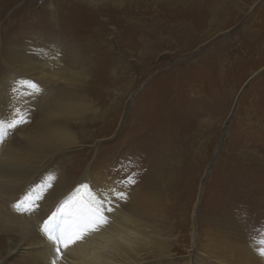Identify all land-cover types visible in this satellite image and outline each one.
<instances>
[{
  "label": "rangeland",
  "instance_id": "1",
  "mask_svg": "<svg viewBox=\"0 0 264 264\" xmlns=\"http://www.w3.org/2000/svg\"><path fill=\"white\" fill-rule=\"evenodd\" d=\"M224 1L219 18L202 17L193 1L135 0L136 32L124 27L118 40L122 64L108 66L100 54L87 75L54 82L83 94L94 119L87 140L63 153L48 193L58 190L61 169L102 175L105 168L125 201L157 167L163 175L161 245L140 264H227L242 245L246 261L263 262L264 0ZM86 13L93 17L75 0H0V49L53 38L61 15L75 30ZM180 23L193 37H177ZM36 109L32 102L29 124Z\"/></svg>",
  "mask_w": 264,
  "mask_h": 264
},
{
  "label": "bare ground",
  "instance_id": "2",
  "mask_svg": "<svg viewBox=\"0 0 264 264\" xmlns=\"http://www.w3.org/2000/svg\"><path fill=\"white\" fill-rule=\"evenodd\" d=\"M182 1H193L202 17L219 18L226 3L224 0ZM134 2L75 0L78 7L93 15L89 17L86 13L80 22L77 20L74 23V26H80L77 29H73L72 23L67 25L69 20L67 23L59 21L61 15L56 22L52 21L56 26L53 38L44 40L37 36L40 47L33 45L38 43L37 39L23 45L11 40L1 45V65L8 71L0 72V122H3L0 134L5 136L0 143V264H9L11 260L15 264H49L50 242L41 228L60 205H64L70 215L58 221L57 231L65 227L74 230L81 221L91 217L101 203L113 211L104 212L108 225L71 245L57 264H140L149 249L161 245L158 237H162V233L157 227L156 216L161 209L159 195L164 179L158 167L137 183L138 191L128 192L127 201L118 198L122 193L120 183L105 174V168L102 175L88 168L77 175L61 169L63 175L58 181V190L47 192V181L52 180L55 168H64L63 153L87 140L84 130L87 121L94 119V110L83 94H78L75 89H56L54 82L68 83L75 74L87 75L91 61L100 54L108 66L121 65L123 54L119 53L118 40L122 29L126 27L132 32L137 29L135 13L138 8ZM108 14L112 16H105ZM188 24L180 23L177 37L184 39L192 35ZM110 34L112 43L108 41ZM41 47L50 48V51ZM63 51L68 53L65 55L68 64L63 62ZM79 67L82 70H78ZM59 68L65 70L61 77L57 73ZM33 85L40 91L35 92ZM32 102L37 106L32 124L26 123L15 129L3 126L17 111L30 120ZM82 183L88 188H82ZM21 201L24 202L22 208L29 207L32 201L39 207L32 212L17 211L13 205ZM244 255L243 245L234 247L227 264H264V258L261 263H251ZM255 258L258 261L257 256Z\"/></svg>",
  "mask_w": 264,
  "mask_h": 264
},
{
  "label": "snow or ice",
  "instance_id": "3",
  "mask_svg": "<svg viewBox=\"0 0 264 264\" xmlns=\"http://www.w3.org/2000/svg\"><path fill=\"white\" fill-rule=\"evenodd\" d=\"M35 92H39L40 89L36 85H33ZM3 122H0L2 124ZM29 123V120L25 117L20 116L19 112H16V115L9 121L6 122L5 126L7 129H15L20 125ZM5 136L0 134V143L3 142ZM82 188H88L87 184L82 183ZM79 192V189H77ZM118 198H126L124 193H120ZM37 199H42V197H37ZM24 202H18L13 205L17 211L32 212L37 207L38 204L35 201L29 203V207L22 208ZM112 208H105L103 203L99 206L97 211H95L91 217L86 220L81 221L76 228L73 230L69 227H65L62 230L57 231L58 221L65 219L67 215H70L66 211L64 205H60L51 216L46 219L43 224L41 231L47 237V240L50 242L49 252L51 254L49 264H57L58 260L63 258L64 251L67 250L71 245L76 244L78 241H82L86 236L94 232H99L102 228L109 224L107 216L104 215V212H111ZM261 254H264L262 252Z\"/></svg>",
  "mask_w": 264,
  "mask_h": 264
}]
</instances>
